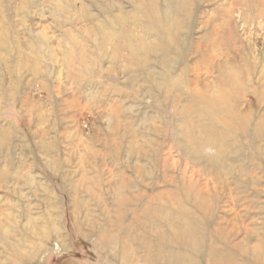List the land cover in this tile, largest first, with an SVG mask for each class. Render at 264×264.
<instances>
[{
    "label": "rangeland",
    "instance_id": "obj_1",
    "mask_svg": "<svg viewBox=\"0 0 264 264\" xmlns=\"http://www.w3.org/2000/svg\"><path fill=\"white\" fill-rule=\"evenodd\" d=\"M0 264H264V0H0Z\"/></svg>",
    "mask_w": 264,
    "mask_h": 264
}]
</instances>
